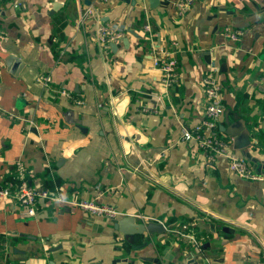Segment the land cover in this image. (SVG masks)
Returning a JSON list of instances; mask_svg holds the SVG:
<instances>
[{
	"label": "crops",
	"instance_id": "obj_1",
	"mask_svg": "<svg viewBox=\"0 0 264 264\" xmlns=\"http://www.w3.org/2000/svg\"><path fill=\"white\" fill-rule=\"evenodd\" d=\"M178 1L0 0V189L22 162L35 188L167 229L131 243L116 220L77 207L41 201L27 216L13 191L0 198V264H264V182L233 174L181 132L204 117L214 65L220 136L233 141L223 129L243 120L252 145L234 150L264 175V0H195L184 15ZM90 4L126 27L108 53L95 25L80 23ZM155 49L177 59L170 87Z\"/></svg>",
	"mask_w": 264,
	"mask_h": 264
},
{
	"label": "built area",
	"instance_id": "obj_2",
	"mask_svg": "<svg viewBox=\"0 0 264 264\" xmlns=\"http://www.w3.org/2000/svg\"><path fill=\"white\" fill-rule=\"evenodd\" d=\"M104 1V0H100ZM195 0H180L175 3V7L180 15H184L192 6ZM80 23H93L96 27L95 35L98 44L103 53H108L111 44L120 42L126 35L127 30L123 25H113L104 22L97 9L90 4L86 6L80 14ZM151 26L145 25V29L150 31ZM244 35L242 31L230 32V38L237 41ZM153 57L154 67L157 68L163 76V82L166 87L172 86L178 77V62L173 52L165 49H155ZM41 83L49 87L51 77L41 78ZM205 93V112L204 117L199 124L192 129L183 128L182 138L185 141H192L204 150L211 160L223 159L228 162L230 172L237 176L251 181L264 182V175L259 174L250 165L246 157L240 156L234 150L233 141H229L220 136L219 124L225 113L223 105L222 84L218 78V69L211 65L203 80ZM61 95L67 96L68 92L60 90ZM8 185L0 189V198H8L13 191L18 193V203L25 211L27 216H36L37 205L41 201H50L60 205H67L80 208L85 212L101 216L109 220H117L129 215L124 214L113 206L100 204L94 200L67 199L61 196L59 187L35 188L30 185L26 177V169L22 162L18 163L17 178L9 181ZM139 216V215H137ZM145 222H152L151 218L139 216Z\"/></svg>",
	"mask_w": 264,
	"mask_h": 264
},
{
	"label": "water",
	"instance_id": "obj_3",
	"mask_svg": "<svg viewBox=\"0 0 264 264\" xmlns=\"http://www.w3.org/2000/svg\"><path fill=\"white\" fill-rule=\"evenodd\" d=\"M148 1L151 8H155L160 4V0ZM114 45L115 44H113V46ZM6 62L9 67L13 68V72L15 73L18 69L17 66L22 65L20 60L15 56H9ZM223 131L233 138L235 150H244L251 147L252 135L243 120H236V122L230 124L228 127H224ZM115 228L131 243L137 235H143L145 233L164 234L167 232L164 224L160 222L152 221L148 223H139L134 216H126L117 219L115 221Z\"/></svg>",
	"mask_w": 264,
	"mask_h": 264
}]
</instances>
